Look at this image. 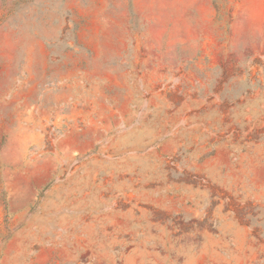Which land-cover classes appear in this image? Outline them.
Returning <instances> with one entry per match:
<instances>
[{
  "label": "rangeland",
  "instance_id": "obj_1",
  "mask_svg": "<svg viewBox=\"0 0 264 264\" xmlns=\"http://www.w3.org/2000/svg\"><path fill=\"white\" fill-rule=\"evenodd\" d=\"M0 264H264V0H0Z\"/></svg>",
  "mask_w": 264,
  "mask_h": 264
}]
</instances>
